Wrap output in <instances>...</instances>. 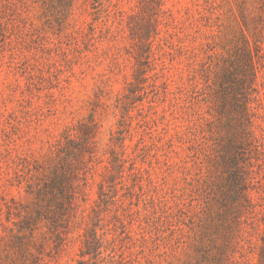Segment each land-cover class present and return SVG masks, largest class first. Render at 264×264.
<instances>
[{
	"label": "rangeland",
	"instance_id": "1",
	"mask_svg": "<svg viewBox=\"0 0 264 264\" xmlns=\"http://www.w3.org/2000/svg\"><path fill=\"white\" fill-rule=\"evenodd\" d=\"M0 264H264V0H0Z\"/></svg>",
	"mask_w": 264,
	"mask_h": 264
}]
</instances>
